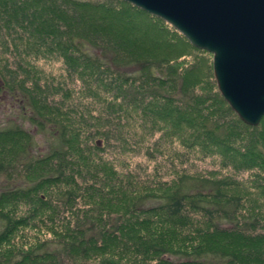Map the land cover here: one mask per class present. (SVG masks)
<instances>
[{
    "label": "trees",
    "instance_id": "16d2710c",
    "mask_svg": "<svg viewBox=\"0 0 264 264\" xmlns=\"http://www.w3.org/2000/svg\"><path fill=\"white\" fill-rule=\"evenodd\" d=\"M136 16L154 22L121 0H0V264H264V213L234 175L142 180L103 157L139 153L157 132L152 157L177 136L223 169L254 171L264 195V125L141 52ZM54 58L78 89L33 63ZM40 228L50 238L17 234Z\"/></svg>",
    "mask_w": 264,
    "mask_h": 264
},
{
    "label": "water",
    "instance_id": "95a60500",
    "mask_svg": "<svg viewBox=\"0 0 264 264\" xmlns=\"http://www.w3.org/2000/svg\"><path fill=\"white\" fill-rule=\"evenodd\" d=\"M212 54L217 89L241 122L264 116V0H121Z\"/></svg>",
    "mask_w": 264,
    "mask_h": 264
},
{
    "label": "rangeland",
    "instance_id": "374dc122",
    "mask_svg": "<svg viewBox=\"0 0 264 264\" xmlns=\"http://www.w3.org/2000/svg\"><path fill=\"white\" fill-rule=\"evenodd\" d=\"M122 10L125 9L123 8ZM123 13L125 17L122 18H126L124 20H127L128 12L126 11ZM152 17H154V22H147L146 17L142 18L139 16L131 19V22L134 25H132V29L130 30V32H132L131 36H134V38L137 39V43L140 47L143 45V47H141V52H144L143 50H145L148 51V54L158 57L157 59H168L172 65V69H170L169 72L171 73L172 71H175L176 76L180 75L181 77H185L186 83L194 84L196 86V92L198 91V93L207 96L209 91H211V88H215V90L218 91L212 69V54L195 48L169 23L155 16ZM124 23H126V21H124ZM126 34L129 35L128 33H124L123 35ZM144 39L145 43L142 42ZM171 60L173 61L171 62ZM33 63H35L41 76H46L52 80L54 79V83L63 82L71 89H74L73 86L75 89L80 87L81 81L79 79L70 78L62 61L58 58L40 59ZM105 95L109 96L110 91H105ZM76 99L70 98L69 101L75 102ZM4 117L5 116H3L0 109V120H3ZM262 125H264V116L261 119L260 127ZM121 128L124 132L127 131V127L122 126ZM169 128L171 132H175L170 126ZM142 133L146 132L142 131ZM122 136L126 137L123 134ZM160 136V133L156 132L155 137L152 136L148 138H150L152 142ZM137 137L140 138V134L137 135L136 138ZM162 138L164 139L161 141L162 143H160L163 145L162 148L158 151L153 150L152 157L144 151V149L149 146L147 142L150 140L145 142L144 147L141 148L139 153L128 152L125 154H113L116 152L113 151L112 153L104 152L103 157L105 160L111 161L116 170L123 173H133L139 176L142 180H152L156 178L161 181H170L177 173L182 172L202 176L209 175V173L216 174L217 176L234 175L246 191L243 193L249 198L247 206L257 208L260 210V213H264V195H262V190L253 186V182L256 179L252 178L251 174L254 173V171H251L250 173H235L231 168L223 169L220 166V160L218 157L210 156L203 158L199 148L190 149L183 147L180 145L179 141H177V136H165ZM40 147L43 149L46 147L43 140H41ZM250 186L253 188H250ZM43 228H40V230L26 229L24 230V233L23 231L21 232L23 234L19 231L17 234L18 236H23V240L28 239V241H31L33 244V240L38 239V241H43L50 238L49 235L45 234L46 231L42 230ZM16 240L18 241L19 239L16 238Z\"/></svg>",
    "mask_w": 264,
    "mask_h": 264
}]
</instances>
